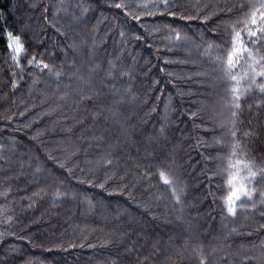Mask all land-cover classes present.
<instances>
[{
    "label": "trees",
    "instance_id": "trees-1",
    "mask_svg": "<svg viewBox=\"0 0 264 264\" xmlns=\"http://www.w3.org/2000/svg\"><path fill=\"white\" fill-rule=\"evenodd\" d=\"M262 3L0 0V264H264Z\"/></svg>",
    "mask_w": 264,
    "mask_h": 264
},
{
    "label": "snow or ice",
    "instance_id": "snow-or-ice-1",
    "mask_svg": "<svg viewBox=\"0 0 264 264\" xmlns=\"http://www.w3.org/2000/svg\"><path fill=\"white\" fill-rule=\"evenodd\" d=\"M120 7V5H117ZM259 21V24H258ZM247 24H251L256 26V31H253L251 27L247 28V35L249 38L255 37L256 41L254 43L264 40V3L260 5V11L257 15V12H253L251 14L250 19L246 22ZM8 47L13 49L15 53H20L22 50V45L20 44V37L15 36L13 37L11 33L8 34ZM232 50L228 53V58L226 62V69L230 71V69L234 66V57L237 56L241 51H247V49L243 46V40L241 37V33L239 31H233L232 40H231ZM249 56H251V52L249 51ZM254 60V58H253ZM255 62V60H254ZM44 67H48L44 65ZM260 76H264V71L259 73ZM232 80H236V77H231ZM261 91H264V85L261 86ZM233 97H234V107L239 108L240 105L237 102L239 99V90L236 88L232 89ZM233 116L236 115V112L232 113ZM235 135V133H233ZM248 135V133H245ZM230 167H234V165H230ZM249 167L250 175L254 176L255 173L251 172L250 165H246ZM161 179L164 181L165 184H171V181L166 178L165 174L161 172ZM236 180L235 176L230 175L228 178V184L230 186L229 195L226 197V204L228 206V211L232 214H235V208L233 205L236 201L240 200L241 196H249L250 193L247 189L241 184L239 187L234 183Z\"/></svg>",
    "mask_w": 264,
    "mask_h": 264
}]
</instances>
